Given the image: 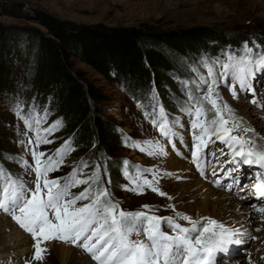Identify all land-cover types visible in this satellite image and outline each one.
I'll list each match as a JSON object with an SVG mask.
<instances>
[{"label": "snow or ice", "instance_id": "snow-or-ice-1", "mask_svg": "<svg viewBox=\"0 0 264 264\" xmlns=\"http://www.w3.org/2000/svg\"><path fill=\"white\" fill-rule=\"evenodd\" d=\"M222 57H202L199 66H190L197 78L181 81L187 96L181 110L192 118V162L204 175L209 158L217 154L209 150L205 155L204 150L210 143L219 141L228 151H217L222 156H230L227 164L233 165L227 169L226 175L239 173L242 166L264 170V137L254 135L255 130L244 124L243 118L236 115L218 90L223 84L234 99L239 98L237 89L250 93V102L264 107V98H257L253 87L257 74H264V48L255 41L251 44L245 42L238 51L229 49L222 53ZM12 111L25 125L23 135L27 139L18 143L25 146L32 159L30 162L21 155L0 153V212L11 215L34 240V254L25 264H33V261L42 264L49 251L42 245L53 240L82 248L96 264H223L231 246L245 243L247 234L240 228L227 226L211 217L193 218L175 212L174 205L175 215L168 217L154 214L149 205H143L144 210L123 209L107 186L111 179L105 163L97 162L91 173L86 174L89 163L82 160L67 177L50 178V173L58 171L66 156L75 150L69 140L52 155L39 151L40 145L53 143L49 137L59 130L62 121L57 120L43 128L48 119L47 110L41 115L33 105L26 113L23 101L19 100L12 105ZM144 116L173 149L177 140L184 143L183 136L176 130L183 127L181 121L175 117L169 119L162 105H153L151 112L145 111ZM29 133L33 135L29 136ZM122 142L150 156L168 154L165 145L158 140L136 141L125 137ZM4 160L16 163L24 175L7 169ZM121 171L130 185L125 186V190L144 194L145 189H150L161 196H168L158 184L164 175L171 176L172 173L142 168L128 160L121 162ZM220 171H225V168L221 167ZM211 172L213 176L217 175L215 167ZM25 175H34V179L29 181ZM104 177H108L106 181ZM232 179L233 184L239 187L240 176H232ZM252 179L249 191L257 199L264 198V171H256ZM213 183L217 187L222 186L220 180ZM80 185L86 187L79 193H73L72 189ZM232 187L227 186L228 190ZM168 199L173 198L168 196ZM257 211L264 213V207ZM179 221H186L189 226ZM141 236L144 238L140 239Z\"/></svg>", "mask_w": 264, "mask_h": 264}, {"label": "rangeland", "instance_id": "rangeland-1", "mask_svg": "<svg viewBox=\"0 0 264 264\" xmlns=\"http://www.w3.org/2000/svg\"><path fill=\"white\" fill-rule=\"evenodd\" d=\"M36 10L76 23L85 24L104 23L112 26L150 25L160 29L208 25L219 30H231L235 33H242L246 37L243 43L248 42L251 44L255 41L264 48V0H0V22L12 27L13 31L19 30L24 32V28L29 27L50 35L48 33V28L39 21V17L35 14ZM13 44L15 45V50H11L14 46ZM13 44L11 48L9 46V48L6 49L3 56L7 71L0 73V136L2 140V142H0V153H4L5 155H21L31 162L32 158L28 155L25 146L18 143L20 140H26L27 137L23 135L25 132V125L23 121L17 119L15 113L12 111V105L19 100V94H22V91L19 89H22L25 85L26 73L29 68L33 67V57L31 53L28 55L25 54L27 51H25L26 49L23 45H19V42L16 41V43ZM23 57H25V61ZM200 60L201 59H196L195 66H197V64L199 66ZM77 65L88 71L89 76L100 85L108 95V99L100 103L103 114L110 121H113L122 132V135H119L122 139L116 141L113 147V154L122 156L130 161L131 164L139 165L142 168H154L160 173H172L171 176L164 175L159 180L158 187L173 199H168V196H161L150 189H145L144 194H136L132 191H127L125 190V186H130L129 181L122 175L120 177L122 185L116 189L117 201L120 202L121 207L125 210L137 211L144 210L142 209L143 205H149L151 211L161 217L174 216L175 212H181L192 216L191 214L194 213L197 204L203 200V193H199L200 189L197 183L198 180L201 179L197 174L193 177L190 173L195 171L193 170L191 160L188 159L190 158V154L182 147L183 143L178 140L176 141L179 148L182 150L183 156H187L188 158L179 157L169 149L167 140L161 135L159 130L150 123L149 119H146L144 116V112H150V110L145 106H143V108L140 107L142 104L135 101L122 88L118 80L105 79L86 63L78 62ZM200 70L206 72L203 68ZM32 74H34V71L30 69L29 78L36 80L37 73L35 76ZM196 78V74H188V80ZM253 87L256 90L257 98H264V74H257L256 79L253 81ZM157 90L160 94L162 90L164 91V89L161 88H157ZM157 90L155 89V93L156 96H159V94L157 95ZM218 90L224 100L231 106L230 102L224 97L225 91L231 95L229 89L221 84ZM237 91L239 97L243 99L244 107L247 109L250 108L251 110L256 109L258 112L255 114L251 113V118L254 119V125L264 124V107L260 104L251 103L252 95L250 93L239 92V89H237ZM161 96L162 98L158 97V105L163 106L166 113H168L169 119L173 117L179 118L183 127H178L176 130L183 136L185 142L189 133V116L180 110L183 102L182 98L180 100L174 99L172 91L167 89H165L164 94H161ZM231 98H233L232 95ZM209 116H211V113ZM50 121L51 120L48 121V124ZM48 124L42 125V127L47 128ZM28 135L31 136L33 133H29ZM125 137H131L136 141L158 140L165 145L168 154L166 156L147 155L136 148L125 146L122 142ZM49 139H51L53 143L40 145L39 151L52 155L59 149L65 139L62 138L58 132H54ZM213 139H215V137H213ZM216 144L219 148L227 152L225 145L219 141H216L214 144L212 143L210 150L215 151L214 147ZM87 154V150L71 151L64 159L63 165L59 170L50 173V178L67 177L79 166L82 160L88 161ZM218 156L221 155H219L217 151L216 161L218 160ZM177 158L185 162L186 169L180 171V173L188 174V177L176 178L177 172H171L166 169V165ZM211 162L212 159H210L208 166ZM4 165L12 172L24 175L23 169L13 161L4 160ZM227 167L232 168L233 166L228 164ZM85 172L88 174L89 168L86 169ZM233 174L236 175L237 173ZM251 174L252 173L249 175ZM148 178L152 179V176L148 175ZM25 179L31 181L34 179V175H25ZM222 179L227 181V184L234 185L232 176L224 175ZM174 180L179 181L180 184L190 183L186 185L190 188H187L188 191L185 192V194L183 193L184 197L180 200H176L178 197L172 196L174 190L172 182ZM209 184L212 183L209 182ZM252 184L253 183H247L240 187L241 183H239V187L233 191L227 190L226 187L218 188L213 184L212 186H214L215 190L218 192L222 191L225 194L233 195L235 200L238 198L249 205H253L255 203H252L250 200V191H245V193L242 194V189H247L248 186H250L248 188L250 189L252 188ZM84 188L85 185H80L77 188H73L72 191L73 193H79ZM245 194H248L247 198L244 197ZM195 195L196 197H194ZM84 203H86V201H84ZM173 205L175 206V212L172 209ZM255 206L257 209L259 208L257 207L258 205ZM255 213L258 218L255 217L254 223L245 230L247 234L245 236L248 237H245V239L248 240V243L232 246L230 254H226L225 258H223V264H230L235 262L234 260L244 257L249 258L247 251L248 248L251 247L250 243L254 244L258 242L257 240L263 238V236L259 234H262L261 231H264V213L259 211ZM238 216H240V214H238ZM179 222L185 226H189L186 221ZM232 227L237 228V226L234 225ZM256 229H260V231H256ZM250 237H257V239H251ZM139 238L143 239L144 237L141 236ZM33 244L34 240L32 236L21 229L11 215L0 212V264H25V261L30 260L34 254ZM42 246L47 247L49 250L42 264H95L82 252V250H80L81 248L71 244L53 240L45 242ZM237 249H239L238 252ZM252 260L253 259L250 258L248 264H262V262L258 263ZM33 264H41V262L33 261Z\"/></svg>", "mask_w": 264, "mask_h": 264}, {"label": "trees", "instance_id": "trees-1", "mask_svg": "<svg viewBox=\"0 0 264 264\" xmlns=\"http://www.w3.org/2000/svg\"><path fill=\"white\" fill-rule=\"evenodd\" d=\"M35 14L50 35L29 27L24 32L13 31L0 22V73L7 71L3 56L16 41L24 46L25 54L31 53L33 67L29 70L37 77L30 79L28 70L25 85L19 89L24 111L29 112L33 105L41 114L47 110L48 119L43 125L51 120L48 127L62 121L56 132L65 141L71 140L75 150L88 151V174L97 162L105 163L111 179L107 186L115 200L116 189L122 185L121 162L127 160L113 154L122 132L103 114L100 103L108 99L106 91L88 71L78 67V62L88 64L105 79L118 80L135 101L151 112L152 106L159 103L155 89H164L161 94L170 90L174 99L187 100L181 81L188 80V74H196L190 67L196 65V59L223 58L222 53L238 51L246 40L242 33L208 25L175 29L112 26L76 23L39 10ZM158 94L162 98L157 90Z\"/></svg>", "mask_w": 264, "mask_h": 264}, {"label": "bare ground", "instance_id": "bare-ground-1", "mask_svg": "<svg viewBox=\"0 0 264 264\" xmlns=\"http://www.w3.org/2000/svg\"><path fill=\"white\" fill-rule=\"evenodd\" d=\"M224 97H225V99H227L230 102L232 108L235 110L236 115L243 118L244 124L255 130L254 135L256 137H264V124H262V125L260 124V125L255 126L253 123L254 119L251 118L252 117L251 113H254V114L258 113L256 111V109L255 110L254 109L251 110L250 108H249L250 110L247 109L246 107H244L242 97H239L237 100H235V99L231 98V95H229V93L227 91H225ZM184 163L185 162H183L182 160H179L177 158L173 162L168 163L166 165V169L168 171H171V172H177V174L175 176L176 178H178V177L179 178H182V177L186 178V177H188V174H181L180 173V171H184L186 169ZM190 173L193 177L196 175V173L193 171ZM197 183H198L199 189H200L199 193H203L202 194L203 200L197 204V206L195 207L194 213H192V214L190 213L193 218H200V217L215 218L221 222H224L227 226H233V225L237 226V228H240L242 231L244 230V232L246 229H248V226H250L254 223L255 217H257V215L255 213L257 211V208H256L255 204L249 205L248 203L241 201L238 198H236L237 200H235L233 198V195L225 194L222 191L218 192L217 190H215V187L212 186V184H209V182L207 183V182H203L202 180H198ZM172 184H173V189H174L173 194H175V195L172 194V196L178 197V198H176V200L177 199L180 200L182 197H184L185 192L188 191L187 188H190V187L186 186L190 183L180 184L179 181H177V180H174L172 182ZM249 187L250 186H248V188ZM230 194H232V193H230ZM194 197H196V195ZM242 200H244V199H242ZM261 204L262 203L258 204L257 207L260 208ZM238 214H240V216H238ZM261 232H262V234L260 233L259 235H262L263 238H260V240H257L258 242H255L254 244L250 243L251 247L248 248V251H247L249 254V258H247V257L246 258L245 257L240 258V259L234 260L235 262H232L230 264H242V263L248 264V260L250 258L253 259L252 261H254V262H258V263L262 262V264L264 263V231H261ZM245 237L248 238L247 236H245ZM245 237H244L245 244H247L248 240H246ZM62 251H63V249H62ZM238 251H239V249H237V252Z\"/></svg>", "mask_w": 264, "mask_h": 264}]
</instances>
